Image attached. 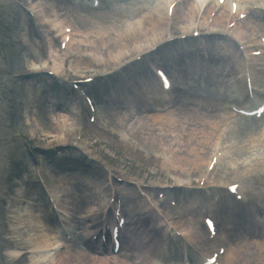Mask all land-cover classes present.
Listing matches in <instances>:
<instances>
[{
    "label": "bare ground",
    "instance_id": "1",
    "mask_svg": "<svg viewBox=\"0 0 264 264\" xmlns=\"http://www.w3.org/2000/svg\"><path fill=\"white\" fill-rule=\"evenodd\" d=\"M48 1L50 0H35V3H33V6L37 5L35 7V14L40 22L46 21L49 17L47 13L49 11V8L44 7L51 3ZM55 1L57 2L58 0H54V2ZM236 1L240 9L242 10H246L247 7L245 6V3L250 1H256L260 8L264 7V0ZM168 2H170V0H148L146 3L137 8L130 7L134 5L133 2L131 4L123 6V8H121L119 11L111 13H109L108 11L103 14L101 18L98 16L100 14H97L98 10L91 11L87 9V12L91 16L88 19H81L80 17H77L78 15L74 13L76 15L74 16L75 21L73 22L68 19L69 21H66L65 23L66 25L72 28V40L70 41V43H68L67 52H65L63 56L67 55L72 48H76L77 50L76 56L73 57L72 63H70V68L73 69L74 73L78 74L84 73L85 70H90L94 73L101 74V71L103 70H105V72H108L110 70H113L115 67L122 65L124 67H127L126 71L131 70L138 74V82L132 81V86L137 87V85H140L142 87H147L149 89V92L156 93L158 87L156 85L150 86L142 81L139 76V74L141 73L138 70L139 65H137L136 63H131V58L133 56L135 57L140 55L144 57V59H146L145 57L151 55V47H156V52L160 49L162 51L163 46H160V44L167 43L166 40L170 39L174 35L179 36L186 35L187 33H189L191 25L194 24V22L197 20V15L200 13L203 17H201L200 26H203L205 25V20L207 16L211 12L216 11L211 26L205 28L203 31L222 29L226 19L225 16L228 15L227 1L222 7H218L214 4L213 0H208L206 9H201V7L197 4L190 2L188 4H185L186 6L183 9V14L178 18L179 21L177 23V28H175L174 30V33L168 35V33L166 32L168 21L165 18L166 4ZM49 6L52 7L53 10V4H50ZM71 13L73 14L72 11ZM176 13L177 11L175 10L174 15ZM252 14V18L254 20H264V13H262L261 11H252ZM49 24L51 27H53V25L55 24V20L50 21ZM260 25L264 31V24ZM27 32L28 36L31 37L30 35L33 34L32 26L29 27ZM192 32L193 31H191L190 34ZM240 33L243 34V37L252 40L251 34H249V31L243 26L237 25L231 30V34L236 37H238ZM78 38L79 45L74 47L75 40ZM217 40L221 43L212 40L211 42H207L206 44H198L196 45V47H193L191 44H188V41L185 39L184 42L179 43L180 47H176L171 55V59H175L178 61H180L183 57L186 56H190L191 58H198L199 56L200 60L204 61V64L207 65V69L204 68L199 72H194L190 69V66L188 64H185L183 66L184 71H180V74L182 79H190V76L200 78L202 77L205 79L203 86H201L200 82L198 81L199 86L203 87L202 91L205 94L204 96L196 95V98L199 100V102L200 100L204 101L208 108L214 107L213 103L218 100L214 97V95H212V90H217L221 86L220 81H222L223 84L222 88L227 87V83L224 84V81L222 79L225 78V76L230 77L233 74H241L243 69L241 57L235 48V44L231 41H223L220 37H218ZM29 41L31 49L34 51V53H37V56L35 55L36 57H34L33 60H42L39 45L32 41L30 38ZM199 47L201 48L200 52H203V54H200V52H197V50H195ZM84 55H89L90 59L89 63L86 65L83 64L81 60L83 59ZM254 60L259 61L260 58ZM63 64L64 63L62 62L61 58L55 59L52 57L51 70L55 72L60 69ZM216 64H219V66H216ZM31 65L32 68H36L34 64ZM41 66H46V63L41 64ZM41 66H39L38 68H40ZM81 67H84V69H81ZM251 75L255 84L257 83V81H262V85L264 86V66L259 69H257V67H252ZM114 77V75H109L106 79H113ZM213 78H217V80ZM218 79H220V81H218ZM240 84L241 83L239 82V85ZM240 88V86L237 87L238 97L236 98L238 99L240 97V99L232 100L231 102L233 104L241 105L246 103L244 85L243 90L241 89L240 91ZM116 89L118 90L117 86ZM176 92L179 95L178 100L182 99L184 101V99H187L188 96L185 92L180 91L179 89H176ZM107 95L109 96V94ZM115 95H117L116 92ZM119 99V96H116L114 100L117 102L119 101ZM154 99L155 98L153 97V100ZM222 100H226V98H223ZM59 105L60 107L62 106L60 103ZM198 107L199 106H197V110L202 111ZM226 115L231 116L230 113H227ZM201 117V123L198 124V116L191 113L187 122L189 123V125L193 126H196L194 122L197 123L199 129L193 128L189 131H184L180 130L178 126V121L176 120L177 118L175 117L174 112L172 110L168 111L162 116H151L154 121L158 120L159 123L161 121H165L167 125L171 126L172 132L176 135V149L171 150L170 147L172 143H168V147L163 148L160 152V156H163V159L160 160V165H164V168L169 170L178 171L180 173L182 172L188 178H190L192 175H194L196 178H199L201 176V169L202 167L204 168L206 166L208 160L204 161L202 156L199 155V148L208 144L212 133L216 132L219 129V120L222 119L219 115L212 117ZM61 118L66 119L65 115L63 114L61 115ZM183 118L185 119V117ZM95 123H98V119ZM206 124L208 125V131L206 129H203L204 127H206ZM126 129L127 126L125 125L123 131H125V136L128 137L127 142H131V139L134 135L129 134L130 132L126 131ZM240 131L241 132L236 133L238 135L236 136V139H238L240 143L237 147V155L240 152L244 153V151L250 150L253 147H259L261 144L264 145V125L261 127L260 124V126H257L255 129L250 126H242V130ZM98 133L105 138L111 139V134L109 132L99 131ZM47 135L52 136L53 139L59 141L56 145H72L74 143L73 141L76 133L69 125L49 124ZM150 143L154 146H158V142L156 140H152ZM122 144L124 148L128 149V143H125L123 141ZM182 146L189 149V156H192V160H187L179 156L180 151L183 148ZM165 150L168 152L166 153V156L168 155V157H164L163 155V152ZM237 165L238 161L235 159V163H232L228 166L232 168L231 173H233V175H235L237 179L242 182L245 181L251 188L249 197H251L252 203L249 204V201H251L249 199L246 206L249 205V208L251 210L249 216L252 219V224L251 226L243 228L244 232L239 233V235H236L235 241L233 240L229 242L227 235L222 232L223 237L221 238V242H224L227 245V250L223 254L222 261L223 264H264V235L261 236L262 234L258 232V229L264 232V164L260 166L259 169L257 167V162L250 160L247 162L246 167L245 169H243L241 174L237 173L236 170L235 172L233 170L235 169L234 167ZM186 167L190 168L186 169ZM249 172L255 173V182L253 183L248 182V179L245 178V176ZM72 179L74 180V177H72ZM77 180L78 181L76 183V190L78 192H80L81 190L85 192L83 197H77L78 203H81L82 205V213L85 216V221L83 224V227L85 229L91 221V219L87 217V215L95 206L93 202L101 200L102 202L99 201V203H104L105 198L99 199L100 196H98L94 192L91 193V190L94 188V186L92 187L93 183L96 185H102V183L93 175H89L87 178L80 177L77 178ZM205 184L207 185L208 182H206ZM244 188L246 189V187ZM52 191L54 193V197L57 196V192L55 193L53 189ZM198 194L200 193L196 191L192 192L190 195L195 197ZM221 202L228 205V202L225 199L222 201L220 200V203ZM21 213L26 214L28 221L33 220V217L29 210L24 209ZM154 221L159 223V220L156 217L154 218ZM191 221L194 222L195 226H199L196 220ZM37 224H40V222H38V218ZM29 225L31 227L30 231L33 233V236L36 235V238L34 240V243L28 248L33 249L35 251L48 247V250H46L45 255L37 254L33 256L34 263L37 264L38 262H40L41 264H107L104 262H94L91 256H88L83 252H76L73 249H70L66 242L56 239L53 234L50 233L51 235H45L44 230H40L38 232L40 234H35L37 232L36 228H42L39 226L34 227L35 224L33 225L31 223H29ZM231 226L234 227L233 224H231ZM188 228L183 229L187 233L188 241L196 248H203V241L205 236L203 237L200 232L195 237L192 233L189 232ZM250 228H253L257 231L249 232ZM89 229L90 228L83 230V233ZM150 235L151 239L148 242L149 244H152L154 246V244H157L156 240L153 239V236H155V234ZM60 244L65 247V250H63L59 254L51 255L48 253L50 251L49 248L53 247L57 249L59 248ZM206 244L209 245V247L211 248L215 245V241ZM138 247L139 245L137 243H134L133 246H129V248H125L122 246L119 254L115 258H121L125 264H132L131 260H135L134 254H136V250L138 249ZM128 252L130 253V256L128 260H126L124 254Z\"/></svg>",
    "mask_w": 264,
    "mask_h": 264
},
{
    "label": "rangeland",
    "instance_id": "2",
    "mask_svg": "<svg viewBox=\"0 0 264 264\" xmlns=\"http://www.w3.org/2000/svg\"><path fill=\"white\" fill-rule=\"evenodd\" d=\"M147 1L148 0H133L131 1L134 2L132 7H140ZM29 3V0H24V2L23 0H0V80H2L4 83V86L0 87V264H30L28 256H20L24 246L21 247L16 245L18 242L21 243V237L17 234L19 231H28L31 233L26 238V244H24L25 246H31L34 243L36 235L32 236L33 233L30 231L31 227L29 225L30 221H26L25 218L21 216L19 212V205H17L16 202L17 199H20L18 197H29L24 193L25 189L31 190L33 196H35L38 193V189L35 185H38V182L47 184V179L45 178L52 179V177L45 175V171L47 170L43 166L45 160L51 161L53 155L52 152L47 153L46 151H49L53 147L57 146L56 144L59 142L58 140L53 139L52 136L45 134L48 131V127L45 124L44 117L42 115L44 110L40 109L38 105H35L33 88H31L32 84L29 85V82H34L33 84L38 83L42 90L46 91L48 95H50L52 98H55L57 102L61 101L63 103L64 109L70 110L69 107L72 104V98L65 90V88L68 86L65 84L64 79H81L86 75H95V73L90 70H85L84 73L75 74L72 72L69 64L65 63L64 67L61 68V78L67 76L64 79L59 80L60 78L58 77L50 79L47 78L45 74H42L33 77L32 79H34V81L25 80V84H18L16 81L17 78L25 79L29 74L28 72H33L30 70H39V68H32L31 65L34 64L35 66V64H37L35 67H38L40 61L37 62L33 60L34 57L37 56V53H34L30 47L27 29L32 26V28L35 29L34 31L37 33V37L39 34L45 36V33H41L42 30L39 28L38 22L36 20L32 19V22H27L26 20V18H29L27 13V11L30 9ZM120 8L122 7L120 6L113 9ZM31 18L32 17H30V19ZM33 37L32 39L38 42V39ZM39 39L42 40L41 38ZM47 39L48 38H46V41ZM42 41L45 42L44 40ZM77 45H79V38L75 40L74 47ZM74 50L76 53V48H74ZM42 52L43 50L41 51V54ZM81 60L83 64H88L90 61L89 55H84L83 59ZM81 69H84V67H81ZM230 78L231 79L227 81V86L230 90L227 92L229 100L235 97L234 89H236L238 86L242 88V84L239 85L241 75L232 76ZM58 95L63 96L59 98L60 96ZM116 108L118 107L101 110L100 123L102 126L105 125L106 120L111 118V116L109 117L108 115L110 113H114V110H117ZM190 111L192 112L193 108H191ZM62 112L67 113L66 110ZM195 114L198 117H201L200 115H202H199L198 113ZM174 115L177 118H180L181 116V118L177 120L180 130L189 131L193 128L195 129L193 125H188V113L180 115V107L177 108V111L175 110ZM211 115L212 114H210L209 117ZM35 117H37L38 120ZM114 117H116V114ZM183 117H185V119ZM185 120L187 121L185 122ZM220 120L218 128L220 131L224 130L225 132L218 136V138L225 148L232 147L234 140L232 139L231 135L232 131L235 130L236 127L228 123L224 117H222ZM147 124V127L140 129L147 139H143L139 134L141 141L139 143H132L137 149V154L130 156L127 152H123L122 154L124 155H121L120 157L121 162H118V164L115 166H108L107 154L111 151L106 147L100 148L99 144L95 143V141L100 140L98 135L95 133V131L98 129V126H95V130H92L87 136L88 143L90 145V153L87 156L91 161L86 162V158H82L78 151V153H76L74 151L67 150L69 148H63L61 150L64 154H66L68 162H70L69 159L71 161L72 159L76 161L75 165L70 163L73 167V170H76V168L79 169L84 165L83 169L85 171L90 172L94 177L102 182L105 180L106 167L101 166L100 163L105 160L107 163L106 165L110 170L113 172L118 170V172L125 176L126 180L130 183L158 185L160 181H169L171 178L173 181L185 180L186 182L190 181L191 183H195L197 179H194V175L188 179V177L182 172L180 173L173 170H163L158 167L155 159L160 156V152L163 148L168 147V143H172L171 147H175L177 144L175 139L176 135L172 132L171 126H168L165 121L155 124L148 122ZM207 127L208 125L206 126V130L208 131ZM228 128L231 129L227 130ZM112 133H114L116 136L120 135V133L116 130H112ZM214 133H212L208 144L199 148L200 155H205L206 157L209 156L212 143L214 142V137H217ZM152 140H156L158 142V146L152 145L150 143ZM109 144L111 149H123L120 144L119 145L121 147H119L116 141H111ZM126 154L129 156V159L127 158L128 156H126ZM179 156L182 155L180 154ZM182 157L186 159L184 154ZM240 157L242 159L243 165H245L243 161H246L251 157L249 160L256 161L257 167L260 169V166L264 164V145L261 144L259 147H253L248 151H244ZM84 161L85 164H83ZM96 161L100 163H96ZM187 168L189 167H186V169ZM202 170L203 167L201 171ZM80 175L81 176L79 177H87L83 171L82 173L80 171ZM134 185L135 184L127 185L129 192H133L132 189ZM93 186L94 188L91 190V193L94 192L100 196L99 199L106 198L108 194L107 187L100 184L96 185L94 183L92 184V187ZM84 193L85 192L82 190L83 196ZM128 198L129 206L126 211L127 219L130 224L136 222V220L139 221L133 225H129L128 234L123 239L125 246H131L136 242L139 244L140 238L145 236V230L149 231L151 228V226H148L147 222L142 221V214H144L143 210L145 209V205L142 202H139L138 199L135 201L131 200L133 198L132 196H128ZM61 201L62 202L59 205L62 208L68 207L70 221H75L73 219L74 213L75 216L80 214L79 212L83 211L82 205L75 207V211L73 213V207H71L69 200L62 199ZM99 201L102 202L101 200ZM99 201L93 202L95 206L87 215L88 217H92L95 223L98 222V213L104 204L99 203ZM125 201L126 200L123 194L122 202L125 203ZM39 205H44V201H42V199ZM41 209L45 210V205ZM247 212H249V210ZM42 217V222L46 225L44 228L49 234V227L55 224L53 222L49 223V219L47 218L50 216L47 215V213L43 214ZM45 219H47V221H45ZM31 224L34 225L35 223L32 221ZM34 227H37V225ZM44 228H36L37 232L35 234H40L38 232L40 230H44ZM13 246L18 249L17 251L15 250L18 256L16 258L10 257L9 254L10 251H13ZM144 246L146 250L150 249L149 247H146V245L141 247ZM141 251L145 252V250ZM153 253L155 252L150 251L147 254Z\"/></svg>",
    "mask_w": 264,
    "mask_h": 264
}]
</instances>
